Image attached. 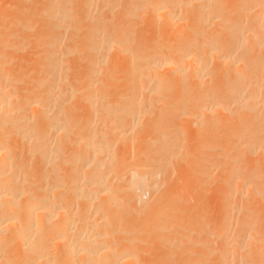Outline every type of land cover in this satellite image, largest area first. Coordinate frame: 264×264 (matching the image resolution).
I'll return each mask as SVG.
<instances>
[{"label":"bare ground","instance_id":"obj_1","mask_svg":"<svg viewBox=\"0 0 264 264\" xmlns=\"http://www.w3.org/2000/svg\"><path fill=\"white\" fill-rule=\"evenodd\" d=\"M102 2L106 9L112 4L111 0ZM142 4L155 5L153 14L167 22L163 33L174 34L157 52L175 57L147 52L145 60L140 53L132 54L128 63L131 76L125 84L131 91L149 86L148 91L142 92L145 95L140 102L126 94L125 103L109 91L92 92L83 103L96 117L103 116L95 127L83 117L81 123L70 119L76 117L77 109V113L72 111L75 116L68 114L67 108L64 111L68 98L77 94L72 87H65L72 79L66 77L59 62L63 44L50 46L47 56L32 55V65L52 69L36 75L35 84L29 81L28 85H34L27 86L31 91L18 88V78L26 72L6 70L13 60L0 54V264H184L192 259L189 250L178 261L168 255L179 248L183 234L182 224L171 220L174 203L167 199L169 189L163 178L169 159L179 154L170 134L155 139L158 149L135 158L127 152L116 157L119 150L113 148L116 138L132 134L141 114L146 113L138 104L146 105L148 98L152 103L168 104L167 97L181 85L184 90L175 105L188 104L197 93L201 99L177 117L196 124L211 119L208 150L220 149L226 160L236 151L235 162L245 155L248 160L264 161V143L258 139L264 133V0H141ZM53 8V19L68 17L78 22L67 3L53 4ZM1 13L0 48L10 51L17 32L7 30L6 16L3 10ZM10 21L19 25L26 20L12 16ZM101 24L89 50L95 71L103 63L98 48L106 53L129 50V37L119 27L109 33ZM122 34L124 42L118 44ZM88 79L86 89L93 82V72ZM63 86L70 91L65 92ZM124 118L128 123L117 127L114 122ZM232 126L242 128L236 133ZM167 127L159 121L154 129L159 135ZM230 135L239 142H223ZM112 137H116L114 143ZM66 148L74 149V154L68 153L69 160ZM262 168L259 165L256 170ZM249 174L247 167L240 165L231 175V191L224 198L229 205L225 212L223 209L224 226L220 225L223 228L218 234L222 243L213 245L215 248L209 245L214 254L222 252L214 264H264L260 207L258 202H248V207L242 203L247 198H264V192L250 181ZM233 221L238 225L235 229L239 228L236 231L231 228ZM145 224L148 228L141 229ZM205 231L197 237L202 238ZM205 261L198 264H213Z\"/></svg>","mask_w":264,"mask_h":264},{"label":"rangeland","instance_id":"obj_2","mask_svg":"<svg viewBox=\"0 0 264 264\" xmlns=\"http://www.w3.org/2000/svg\"><path fill=\"white\" fill-rule=\"evenodd\" d=\"M101 2L102 0H0V8L3 10L6 16L5 19L7 20V30L9 29L10 31L11 29L17 32L16 39H13L15 41V46L10 48V51L7 50L8 48H5L7 51H4L1 47L0 54L3 52L7 56L6 58L4 55L6 59L9 57V60H13L14 64L11 63L10 65L15 68L9 65L8 67L11 69L9 70V68L6 67V70L10 72L14 70V73H18V71L26 72L24 77L18 78V85H20L18 88L24 87L25 89L23 88L20 90L31 91L32 89H28L27 86L30 85V87L32 86L33 88L34 85L31 83H34V81L32 80L36 82L40 73H47L52 69L49 65H32L31 61L34 55L36 56L40 53L42 57L47 56L50 46L54 47L56 42L60 45L63 44L60 47H63L65 50L62 48L63 54L59 56V62L61 61L60 64L63 67L62 71L66 74V77L70 80L72 79V84L75 82L74 86L69 84L70 86L66 85L65 87L69 89L72 87L71 91L76 90L77 94L74 98H68L63 106L65 107L64 111H66L65 109L67 108L69 114V112L71 113L77 109L78 113L75 111L77 113L76 117L72 116H75V112H72V115H70V117H72L68 118L73 121L75 118L76 122L81 123V118L83 117L82 120L84 122L90 120L93 124H91L92 126L104 120L102 115L96 117L95 113H91L88 110V106L83 103L85 102L83 100L84 98H91L92 92L95 93L97 90L103 89L109 91L111 94H116L119 102L125 103L126 99L124 96L126 94H133L135 98H140V102L141 97L145 95L142 92L148 91L149 86L144 90L139 88L131 91L129 86L127 87V84H125L127 80H130L131 76L128 63L132 54L136 55L140 53L145 57V53L151 52L154 54H165L168 59L175 57V54L164 53L163 51L157 52L162 50L160 48L161 46L168 44L170 38H172L174 34L169 32L168 35H165L163 33L167 22L165 19H160L153 14L155 5L144 7L145 5L142 4V6H140L141 0H111L112 4L110 3V6L106 9L103 8ZM59 3H67L69 10L75 13L78 18V22H74L68 17L64 18L62 21L53 19L51 16V11H54L53 4L57 5ZM98 3H100L99 6L102 5L101 8L98 7ZM142 7H144V9H142ZM1 9L0 13L2 11ZM12 16L25 19L27 22L24 21L23 24L21 21L19 25H11L8 21L11 20ZM101 23L107 26L109 33H112L115 27H119L123 34L129 37V41L127 42L129 50L126 52L108 50V53H106L100 51L101 48H98V55L103 59V63L98 67V70L95 71L91 65L93 57L89 55V50L90 47H93L96 43L95 39L98 35L99 28H102ZM22 24L24 26H22ZM123 34L122 36H118V44L124 42ZM5 35H7V33ZM76 45L78 48H75ZM71 46L73 48H71ZM28 57L29 59L32 57L31 60H29ZM147 58L148 56L145 57V60H147ZM26 67L27 69L29 67L31 68L27 70ZM92 72L94 84H92L93 82L90 83L89 87L86 89L85 85H87V81L89 80L88 77ZM28 75L30 78H27L29 77ZM50 79L52 80V77ZM166 79L167 82L171 80V78L168 77ZM51 80L47 85L49 87L51 86L50 84H52ZM29 81L32 82L28 85ZM166 86H169V84H166ZM193 86H190V89H192ZM65 87L63 86L61 88L65 92H69L70 90H66ZM178 89V92L175 90L167 97L168 104L158 102L152 103L150 98H148L146 105L143 106L138 104L146 113L141 114L140 123L136 124L137 126H135L132 134L130 133L126 136L111 138L112 142L114 138L117 139V141H114L115 143L117 142V146L114 144L116 147L113 145V148H116V151L119 150L118 154L114 153V155L117 157V155H121V152H127L130 158H135L141 153L147 154L156 148L158 149L155 139H161L167 137L165 134H170L171 140L179 148V154L169 159L168 166L163 173V178L165 179V187L169 189V191L167 190V192H169V194L167 193V199L168 201L169 198L173 199L170 201H172V205L174 203L172 209L169 206V209H171V220L173 224L175 221L182 224L178 223L181 225V228H183V234L179 248L168 255L175 261H178V259L185 256L187 250H189L192 259L187 261V263L184 262V264H198L200 260L203 262L206 260L205 262L208 261L207 263L211 261L210 263H213L212 261H215L214 259L222 255L220 250L218 252L216 250L215 254L218 255L216 256L214 252L211 251L212 249L210 250V247H217L222 243L218 234L221 228H223L220 226L223 225V219L221 218H223V214L229 205L228 199L226 200L227 202L225 199L226 197L228 198V193L231 191V183L233 180L231 175L236 171L238 166H246L250 173L248 176L250 181L255 183L260 191L264 192V161L258 160V162L253 160V158L248 160L250 157L245 155L240 161L238 160L235 162L232 157L236 155V151H233L226 160L222 158V151H220V149L208 150L206 139L210 133L208 130L212 125L211 119L200 120V122L196 124L192 119L183 122L181 118L177 117V115L179 116L182 112L184 113V111L191 109V105H195L201 99V95L198 93L192 95L188 104L177 106L175 105V101L184 90V86L181 85ZM81 104L87 108L84 109V106L80 108L79 105ZM168 112L169 115L172 113L173 116H169ZM124 119H120L121 121L117 120L119 124L115 121V125L118 127L121 125V122L124 124L128 123L129 120L125 119V122L123 121ZM159 121H162L164 125L168 127L162 128L158 135L154 127ZM111 123L113 124V122ZM110 126H112L110 128H113V125L110 124ZM232 127L231 130H235L234 132L242 128ZM154 132L156 134H154ZM262 134L263 135L258 136V139L260 138L262 140L261 142L264 143V133ZM234 138L230 135L222 140L223 142L225 140L226 142L230 140L239 142L237 140L234 141ZM69 147L71 146L69 145ZM68 153L74 154V149L70 148L66 153V157L69 160L70 158L68 155L70 154ZM195 154H197V158H195ZM251 161L255 163L253 164ZM256 162H258V165ZM247 163H251L253 166L250 164L249 166ZM259 165L263 166L260 172L256 170ZM232 171L233 173H231ZM171 190L174 192H171ZM170 192L173 193V195ZM174 195L175 197H173ZM258 198H260V196L252 198L251 201H248L249 198H247L242 203L247 206L249 204L248 202H250V204L258 202V207H260L261 210L259 222H262L260 226L263 235L260 248L264 252V198H260V200ZM176 199H178L177 203H175ZM242 203L239 202V206H241ZM232 206H235L234 199H232ZM233 222L234 225L232 224L231 228L233 231H236L239 228L235 229L238 225L236 221ZM235 225H237V227ZM147 228L148 224L141 227V229ZM204 229H207V231L204 232L202 238L197 237L198 233ZM204 251H206V255H204ZM153 254L158 256L159 253L155 251ZM154 259L155 257L153 260ZM194 259H198L199 261Z\"/></svg>","mask_w":264,"mask_h":264}]
</instances>
